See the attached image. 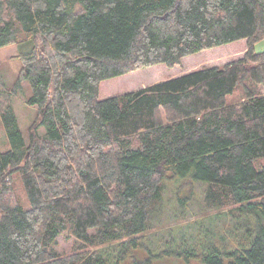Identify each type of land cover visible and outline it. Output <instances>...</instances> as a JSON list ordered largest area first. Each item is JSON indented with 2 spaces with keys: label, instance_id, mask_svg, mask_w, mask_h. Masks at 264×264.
I'll return each instance as SVG.
<instances>
[{
  "label": "trees",
  "instance_id": "obj_1",
  "mask_svg": "<svg viewBox=\"0 0 264 264\" xmlns=\"http://www.w3.org/2000/svg\"><path fill=\"white\" fill-rule=\"evenodd\" d=\"M263 40L264 0H0L36 107L25 137L0 71V264H264L259 223L227 252L146 244L165 181L190 173L208 206L264 217ZM213 49L230 60L135 74Z\"/></svg>",
  "mask_w": 264,
  "mask_h": 264
},
{
  "label": "rangeland",
  "instance_id": "obj_2",
  "mask_svg": "<svg viewBox=\"0 0 264 264\" xmlns=\"http://www.w3.org/2000/svg\"><path fill=\"white\" fill-rule=\"evenodd\" d=\"M28 50L29 47L17 45L0 49L2 79L5 87L11 92L14 113L25 137L28 136V129L35 119L36 107L26 103V99L31 95L27 82L14 87L22 66L21 60L14 57ZM255 50L264 51V40L255 44ZM221 53L220 50L213 49L186 58L187 62L185 63L186 60H184L181 67L167 68L160 65L135 72V74L142 73L147 85H151L175 72L177 73L173 76L205 66L220 65L230 60L228 55H221ZM6 146V136L0 125V147L4 149ZM191 175L190 173L185 179L165 181L163 200L154 210L153 227L146 236V244L152 251L157 254L162 251L170 252L180 249L196 250L203 254L212 253L215 249L232 251L248 233L254 231L258 223L264 226V217L247 215L240 210L238 204L227 207L208 206L205 196L210 184L194 180ZM188 183L193 185L192 193L187 191L185 184ZM73 248L72 241L67 242L63 237L58 240L57 250L60 253L68 254L73 251ZM156 261L155 264H186L184 260L178 258ZM191 264L200 263L192 262Z\"/></svg>",
  "mask_w": 264,
  "mask_h": 264
},
{
  "label": "water",
  "instance_id": "obj_3",
  "mask_svg": "<svg viewBox=\"0 0 264 264\" xmlns=\"http://www.w3.org/2000/svg\"><path fill=\"white\" fill-rule=\"evenodd\" d=\"M163 18H165V17H163Z\"/></svg>",
  "mask_w": 264,
  "mask_h": 264
}]
</instances>
